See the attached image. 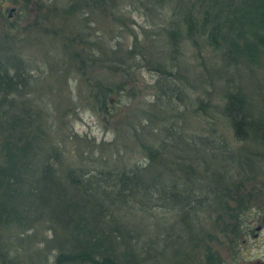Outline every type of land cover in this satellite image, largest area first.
<instances>
[{"label": "trees", "instance_id": "1", "mask_svg": "<svg viewBox=\"0 0 264 264\" xmlns=\"http://www.w3.org/2000/svg\"><path fill=\"white\" fill-rule=\"evenodd\" d=\"M128 1L38 0L33 17L27 10L19 12L27 22L22 28L3 19L0 4L4 20L0 22V264H169L175 257L181 262L185 249L180 242L168 238L158 248V235L166 232L168 237L174 228L187 229L193 234L185 240L194 243L193 224L205 206L217 213L222 209L216 222L224 212L228 221L222 220L221 231L231 244L237 237L236 223L242 221L239 216L250 194L233 186L230 170L241 167L242 160L256 159L248 150H232L215 128L221 124L235 141L264 149V105L256 112L243 86L229 85L235 75L264 69V0H174L162 12L157 38L150 40L149 48L155 55L154 48L161 43L149 67L162 82L157 96L162 110L159 116L143 112L146 124L141 116L134 117L136 125H128L122 134L126 142L120 140V132L112 142L97 145L87 136L60 133L54 121L62 113L53 116L43 96L44 102L30 97L36 90L34 71L40 68L22 51L30 31L47 34L49 41L60 45L55 47L64 54L62 63L67 61L81 72V78L82 71L95 66V72L106 67L111 75L126 80L132 65L128 61L148 51L141 48L137 35L127 51L119 53L114 47L105 55L101 48L85 45L89 42L80 33L65 35L64 25L55 31L43 23L72 18L81 9L82 14L84 9L116 14ZM155 1L162 5V0ZM183 42L217 54L221 67L216 74L224 72L222 86L206 82L217 89L216 102L210 96L207 101L190 97V116L205 119V135H187L177 122L181 113H169L175 107L174 97L189 98L172 84L177 74L166 67L178 59ZM90 78H83L88 89L80 90L78 97L88 93L84 98L97 112L105 110L109 96L122 97L128 85L123 80ZM261 81L256 85L260 91ZM73 141L77 146L71 151L68 143ZM130 146L138 148L140 160L130 162L121 154ZM170 218L174 223L168 226ZM40 229L51 234L36 239ZM213 255L207 248V264H219Z\"/></svg>", "mask_w": 264, "mask_h": 264}, {"label": "rangeland", "instance_id": "2", "mask_svg": "<svg viewBox=\"0 0 264 264\" xmlns=\"http://www.w3.org/2000/svg\"><path fill=\"white\" fill-rule=\"evenodd\" d=\"M37 1L29 0L26 3L25 0H0V4L3 2L1 7L4 13L3 19L6 18L8 23H18L22 28L27 22L19 15V12L27 10L29 17H33V10L36 8ZM52 1L41 0V3ZM59 1L65 3L67 0ZM173 3L174 0H162V5L160 6L155 0H131L125 6H122L121 11L116 14L111 12L110 15H105L104 12H90L87 9H84V13L82 14L81 10L83 9H81L72 18H55L52 20V24L43 23V26L47 25L48 28H54L55 31H57V27L64 25L67 28L65 29V35L80 33L85 42H89L85 45L90 44L94 48H101L102 51H105V55L111 54V48L114 47L121 50L119 53L133 47V35H137V40L142 45L141 48H148L145 56H143L148 59L149 63L145 62L143 56L140 55H136L135 59L129 60L128 62L132 65L129 72L126 71L129 74L126 80L123 76L111 75L106 67L99 70L96 68L97 72H95V66L82 71L83 78L86 79L87 76L91 77L92 82L97 80L103 82H121L120 80H123L128 82L123 96L119 98L115 95L109 96V102L105 110L101 112H97V107L95 108L90 103V100L88 101L84 98L88 93H81L80 97H78L80 90L88 89V82L81 78V72H75L67 61L66 63H62L61 60L64 59V54L56 50V43L52 42L51 39L49 41L48 37L46 38L47 34L40 35L39 32L34 34L30 31L25 35L26 41L22 51L26 57H29V60L34 61L35 59V62L40 66L39 70L36 69L34 71L36 90L31 93L30 97L42 100L43 96L45 102L42 101L44 104L49 105V113L53 114V116L62 113V117H58L54 121V128H58L60 133H65L66 135L76 133L79 137L87 136V138L95 140L96 145L112 142L118 136L116 132H120V140L126 142L127 140L126 138H122V134H126L125 130L128 125H136V116H141L142 124H146L145 121H148L147 114L159 116L162 106L158 104L157 96L160 93L159 86L162 82L158 83L159 73L149 66H153V62L150 61L151 57H156V54L159 55L157 50L161 49L159 45L161 43H158L157 47L154 48L156 51L155 55L149 48L151 44L150 40L157 38L154 34L161 25L162 12L169 9V6ZM113 15L119 18L120 21H117ZM1 19L0 22L4 21ZM117 43L119 45H116ZM76 48L79 49V47ZM53 57H59L60 61L57 63V59ZM166 67L172 74H177L175 80L171 81L172 84L179 85V90L189 97L183 101L177 100L174 97L172 104L175 107L169 113H181V118L177 122L183 125L184 132L187 135H190L192 132L205 135V127L208 124L201 116L194 118L190 116L189 110L191 106L189 101L191 100L190 97L194 98L196 96H200L204 101H207L210 96L209 100L212 99V103L216 102L213 93L216 88L213 91V87L211 88L206 82L208 83L212 80L215 87L224 84V72L221 70V76L216 74L217 68L221 67V61L217 54L209 52L203 47L200 50L194 49L190 43L183 42L178 59L172 62V65L168 62ZM221 77L222 79H220ZM258 79L262 80L259 83V86L262 88L261 91L256 86ZM254 80L256 82H253ZM234 84L243 86V90L248 95V101L256 112L263 109L264 98L261 97L262 95L264 96L263 68H253L252 72L248 71L241 75V77L235 75L232 77L229 85L233 86ZM143 112L147 114L144 113L142 115ZM183 116L186 118L185 122ZM215 129L225 136L224 138L229 142L232 150L234 149L238 153L242 151L241 149L248 150L251 152V156L256 159L253 161H250L251 159L242 160L241 165L239 164L241 167L238 166L237 170L232 168L230 170V180L234 183L233 186L240 189L241 193L250 194L249 198H247L249 199V203H246V206L242 207L244 211L239 216V219L242 220L241 222L246 220H264V149L255 147L249 142L235 141L232 132L221 124H217ZM137 130H141L139 125ZM76 146L75 141L71 144L68 143V149L71 151H74ZM124 149L121 151V154L127 156L130 162H135L142 158V154L138 152L139 150L136 146H130L128 150L127 148ZM233 204L231 203V205ZM221 210H218L217 213L213 211L212 207L208 208L205 206L203 208L202 212L199 213L198 219L195 220L193 228L191 227L194 233L197 234L195 236L197 240L194 243V240L188 242L185 240L189 238L188 236L191 233H188L187 229L185 231L184 229L174 228L168 237L166 236V232L158 235L159 241H161L158 248L163 246L162 240L165 241L168 238L174 240L173 238H175L180 242L182 248L185 249V256L181 259V262L176 261L177 258L175 257L169 259V264H207V248H210V252L215 254L212 260H215L218 256L220 258L224 256V258H228L229 262L231 243L225 238V233L220 229V226L224 223L223 221H228V216L223 212V221L217 219L216 222L215 219L217 214H221ZM158 215L161 214L158 213ZM173 223L174 219H168V226H171ZM38 234L36 239H41L43 236L49 237L51 232L49 233L47 229H40ZM190 238L192 237L190 236ZM247 240L251 243L253 240L252 236L249 235ZM256 240L260 243V248L255 251L247 248L243 261L247 262L252 252H258L257 257L263 256L264 228Z\"/></svg>", "mask_w": 264, "mask_h": 264}, {"label": "flooded vegetation", "instance_id": "3", "mask_svg": "<svg viewBox=\"0 0 264 264\" xmlns=\"http://www.w3.org/2000/svg\"><path fill=\"white\" fill-rule=\"evenodd\" d=\"M237 237L233 241L230 246V260L228 262V258H224V256L219 257V264H264V253L263 256H258V252H252V254L248 257V261L245 262L243 259L245 258L244 253L247 248L249 250H257L260 247V243L256 240L262 232L264 228V220L261 219L259 221H243L237 222ZM251 235L253 240L251 243L248 242V236ZM249 243V246L247 247ZM264 252V249H263Z\"/></svg>", "mask_w": 264, "mask_h": 264}, {"label": "water", "instance_id": "4", "mask_svg": "<svg viewBox=\"0 0 264 264\" xmlns=\"http://www.w3.org/2000/svg\"><path fill=\"white\" fill-rule=\"evenodd\" d=\"M12 10V9H11Z\"/></svg>", "mask_w": 264, "mask_h": 264}]
</instances>
